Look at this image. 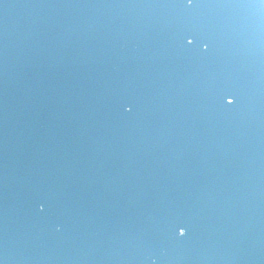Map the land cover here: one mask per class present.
<instances>
[{"label":"water","instance_id":"obj_1","mask_svg":"<svg viewBox=\"0 0 264 264\" xmlns=\"http://www.w3.org/2000/svg\"><path fill=\"white\" fill-rule=\"evenodd\" d=\"M142 2H162V0H145L140 1ZM102 10H106L105 8H101ZM130 9L134 14H130L131 18H134L139 21L138 27H140V23H146L142 27L141 30L143 31L144 36L147 38L153 37V36H159L158 32L153 31L150 29L153 25H158L160 23H164L166 19L173 16L175 13L171 10H163V9H145L141 8L139 12H136L135 8H128ZM107 11V10H106ZM223 10H208L203 15L207 16L210 13H221ZM41 16V14H39ZM111 15V14H110ZM219 22L222 24V19L219 18ZM49 25L47 20L42 17L41 23L38 24V26H41V24ZM149 27H148V26ZM104 29V25L100 23H96L90 33H88V36L81 41H79V52L76 57H74L73 60L70 59V54L66 51L68 50V46L70 44L69 38L73 34V29L69 28L68 30V36L66 38V41L61 44V47L59 50L54 49L52 52H47V48L42 49V55L45 57L49 56V63L50 68L47 67L45 70V79L42 80L45 84L51 85L53 89H56V86H61L62 88L66 89L68 92L76 91V93H93L95 95L105 93L106 89L109 88H123L128 86L130 83H136L137 85L141 86V79L144 76V69L142 66H138V64L132 65V70L136 73V77L133 78L131 76L130 68L123 64V62L118 57V49L121 50L122 53H127L128 49L124 48L127 46L128 43H131L130 38L125 39L120 42V46L116 47L114 49H110L109 51H91V41L92 36L95 35L96 31H100ZM165 29L164 31L167 32L165 26H160L158 28ZM223 31L226 32L227 28L225 26H222ZM230 30H234V37H231L228 35V38H226V35H223V39L225 44L223 43L222 39L220 42L219 48H224L225 50L221 51V59L222 63H229L232 61V63L235 65V73L233 75H229L230 80L234 83L235 86L239 85V82H241L240 77L241 74L238 72V66L236 65L235 59L236 57H239L241 54H246L248 51V46L244 45L243 50H240L241 47V39L240 36L237 35L238 28L236 25H232ZM101 34V33H99ZM145 40V39H144ZM37 42H40L39 40ZM68 43V44H67ZM163 40L160 42V46L162 47ZM35 47L41 48L40 43H35ZM141 45L145 47L144 51L147 50L146 43L143 42ZM251 46L255 47V50L257 51V57L260 53H262L264 48V38L262 41L258 44H252ZM84 50H87L84 52ZM227 50V51H226ZM157 53V51H156ZM253 53L252 50L249 51V55ZM235 54V55H233ZM73 56L75 54H72ZM136 60H139L138 58ZM195 61V60H194ZM245 65L243 66V70H246L247 73L251 71V67H253L257 62H254V59L247 56L246 59H244ZM118 64V65H117ZM197 64V63H196ZM71 65V66H70ZM117 65V66H116ZM189 66H192L194 69V72L192 71L188 78L186 74L180 75L177 78H173L172 73L168 69H158L157 73L165 74V78L169 80V83L171 84V87L177 86V87H185L188 90L184 92L183 95L186 96L187 102H186V108L187 112L190 110L189 106L192 104V106L198 108V110L203 107V102L205 100L204 94L198 90L197 87L193 86L194 83H199L195 79L196 70L199 67L198 64L195 68V63L190 60ZM228 66V65H224ZM250 66V67H249ZM153 70H156L157 67L152 66ZM223 66L221 65V68ZM202 69L208 73H210L209 69L207 67H202ZM228 68H222L223 71H226ZM260 69L264 71V55H263V62L262 65H260ZM164 71V72H163ZM227 73V72H225ZM12 73L8 74V76H11ZM264 77V76H262ZM257 77L253 80H250L252 86L258 85L259 87H255L254 89L247 91L245 93H241L242 102L246 101L250 107V114L246 115L241 112V108L238 106L237 109L230 114H225L224 119L215 118V114L218 112L211 110L210 107L206 106L204 103V108L199 111V113L196 116L191 117L190 119L186 120L187 115H185V122L188 124V127L193 131L192 133L186 132L187 135L189 134H198L205 133L208 138L210 139H204L200 140L199 148L196 152L191 150V145L189 138L186 139V141H179L178 144L174 141V139L171 136L179 137L177 135V131L179 129L176 127V125L172 126V128H169L168 126L165 127V130H169L164 133V135L169 136L165 140L167 143L170 141V148L169 150L166 149V144H158L161 148H163V152L160 155V157H163V155H166L165 153H170L171 158L169 162L174 164L176 166V170L168 172V174L172 173V177H175L173 173L178 174V177L180 181L178 183L173 182L171 186L173 189L167 190L166 193L170 195H175L176 190L182 186L187 185L189 189V194L191 198L194 200L196 197H200V195L203 197L205 196V193L202 192V186L207 187L208 184H212L215 186V190L219 196L220 206H217L216 198L213 200L209 199L203 204H200L193 208V211L199 213V216L201 218V225H204V228H199L197 230V234L204 237H199L197 239L194 237L193 242H188V244H191L193 246L194 252L198 253V257L204 256L203 258L207 260L208 264H223L219 258L218 254L226 258V260L233 262V264H264V229L256 230L253 228H249L246 233H244V227L245 225H249L248 217L252 216L253 212L255 211L254 206L261 204L260 200H255L253 203H249L248 199H238V202L236 199L229 200V196H232L233 194H236L237 191L234 189L232 191L231 184L234 181H237L238 176L235 172V170H230L229 168L234 169L235 165L230 164L227 165L225 163L220 162L222 157L221 154L224 153L227 150V147L218 146L216 147L215 144H218V141L215 137L221 138L222 134L225 132H229L230 134L235 133H243L248 141V147L249 150H245V153H243L244 158L246 155H250L253 158L257 159V168H259L258 161L263 160L264 161V126H261V129L258 128V118L260 114L264 117V78ZM248 78V77H246ZM185 79V80H184ZM243 82V80H242ZM243 84L245 86L248 85L247 81H244ZM60 87V88H61ZM147 90V86H141ZM21 92L19 94H16V89L11 88L8 84L2 83L0 85V94L3 96H9L12 94L16 97H22L21 99H32L33 92L29 88H19ZM55 91V90H53ZM245 91V89L243 90ZM148 96L150 97L149 91ZM263 96V97H261ZM261 97V98H260ZM246 98V99H244ZM210 102V98H209ZM200 107V108H199ZM0 114L5 115L9 112L5 111L4 113L1 112ZM155 111V110H153ZM169 112V105H163L162 106V113ZM31 113L28 112V115ZM159 113H152L150 117L154 119V122L158 123V121H162L161 117L158 115ZM150 117L145 116V119L149 122H152ZM217 119L220 121L222 125H224V131L222 133V129L216 130L214 128L213 120ZM191 121L195 126L191 125ZM173 124L174 121H173ZM241 126V128H240ZM181 129H184V127L180 126ZM90 130L93 132L95 130L92 125L89 126ZM222 128V127H221ZM164 130V131H165ZM211 130V131H210ZM257 131L258 133H255ZM118 132H124L123 136L115 137L119 139L116 141V145L121 147H125V150H127V144L129 143V134L125 131H118ZM117 133V132H116ZM7 134V133H5ZM169 134V135H168ZM162 136L165 137V136ZM200 139V138H199ZM76 140H79L80 145V152H75L74 155L68 156L65 160L69 167L61 170V162H62V156H31L28 159L22 158V159H15L16 162H19L20 165H18L17 173L19 174V181L17 182V186H20L22 188V185L25 187L26 180H30L34 176L32 175V169L38 168L40 166V162L44 164L43 169H39L36 176L41 177L45 181H54V183L58 186L63 187L65 191V195L69 197L71 200H73L76 196L79 195H85L86 200L90 201L92 198L93 200H102L105 198L104 201H108L109 205H112V201L116 198H118V195L120 193V189L118 188L115 193H112L108 196H105L103 193V186L99 185V187L96 189V191L91 195L88 194V187L95 185L97 181V177L95 176V170L100 166V163H104L107 160V155L103 156H94L92 153V148H85L83 146V141H88L89 139L83 137L79 139V137H76ZM263 146V147H262ZM97 146L95 145L94 148ZM122 147V148H123ZM237 148V147H236ZM240 148H238L239 150ZM41 151V150H39ZM24 151H22L23 153ZM85 152V155H79ZM165 152V153H164ZM216 155L215 158H209L204 157ZM169 155V154H168ZM240 153H236L233 158H235L237 161L239 158H242ZM7 162H13V159L10 157L9 151L6 152ZM0 172L5 170V154L0 155ZM162 158H159L155 162H160ZM27 162L34 163L35 165H27ZM144 162V161H142ZM243 162V161H241ZM239 163V161H238ZM253 163L256 164V160H253ZM138 164L137 159H134L133 162L130 161V169ZM11 168V167H6ZM158 168V167H157ZM156 168V170H157ZM256 168V169H257ZM53 169V173L50 172V170ZM161 169H164V166L161 167ZM12 170V168H11ZM14 170V169H13ZM153 171V169H151ZM16 171H14L16 173ZM216 171L220 174V176H216ZM245 171H253V168L251 165H244V163L239 164V173L243 176L245 174ZM156 173H161V171L157 172H149L151 176H153ZM78 176L81 177V180H84V185H81L80 183L73 182V177ZM122 180H124V177H126L125 174L122 175ZM153 177H157L154 175ZM13 178V177H12ZM117 177H114L116 179ZM109 179V178H108ZM106 177H102L101 181L108 180ZM157 179V178H154ZM152 177L151 180L146 184L147 186L150 184V182L155 181ZM4 179H2V182ZM86 182H89V184H86ZM140 182V179L135 177L130 172V189L133 191L132 194H137V192L134 190L135 186L138 185ZM7 183H9V186L7 189H11L12 192H15V190L12 188L15 186V183L13 180H8ZM143 185V184H141ZM1 186V185H0ZM22 191V190H21ZM27 192V191H26ZM91 192V191H90ZM246 192L245 188H241V194ZM4 195V192L3 194ZM28 194L24 193V198L22 199V207H19L20 210L14 209L16 216L18 217V221L16 220V223H12L11 220L7 219V224H9L12 229L18 230V234L21 235L24 231L26 234H28V239L36 242V247L38 251H44L46 250L47 243L45 245H40L38 241H47L51 240L53 237L56 236L57 239L62 238L64 239L65 235L68 233L67 228H77L78 223L76 221H71L70 223H66V225H63L62 227L59 226V230H57V221L53 217H48L47 219H44L46 222V226H48V229H44L43 226H40L38 224L37 226L31 223V220H36L39 218L40 214L35 211L34 208H32L30 205L25 207V204L29 202L27 200ZM112 200V201H111ZM177 200H179L177 198ZM91 202V201H90ZM89 202V203H90ZM103 202V201H102ZM101 202V203H102ZM1 203V202H0ZM88 203V204H89ZM87 204V206H88ZM253 208V210H252ZM261 208V206L259 207ZM110 208H107L108 210ZM12 210V209H11ZM94 210L98 214L97 216L91 215L92 220L95 221L96 218L99 216L106 217L111 220V223L107 225L106 227L100 228V227H92L93 223H90L88 228L86 229V232H88V238L84 239L79 244H76L77 246H74V249L66 250V252L70 255H73L75 257V263L73 264H92L88 258L83 257V253L85 250L93 249L95 251L99 252H108V248L111 246V238H112V228L117 227L122 232H130V219L127 220L124 216L122 218H118L117 215L113 213V210L110 209L109 215H106L104 212L102 206H100L97 202L96 205H94ZM220 210V211H219ZM252 210V213H251ZM13 211V210H12ZM221 212V213H220ZM248 212V216L245 215V213ZM73 213V209H70L69 205L64 204V215H71ZM81 215L84 216V220H87L88 214L85 212L84 209L81 210ZM255 219H258L257 223H255L256 228L261 227L260 220H264V210L261 211V213H258L255 211L254 213ZM50 218H53L54 223L52 226H50L51 221L48 220ZM99 219V218H98ZM0 220H2L0 218ZM48 220V221H47ZM3 221V220H2ZM50 222V223H49ZM68 222V221H67ZM56 225V226H55ZM159 225V223H158ZM200 227V226H199ZM227 229L228 235L225 233ZM1 232V231H0ZM2 233V232H1ZM255 234H258V242L255 243V238L251 237ZM158 235V234H157ZM156 235V236H157ZM228 240H230L228 242ZM53 242V241H52ZM226 242L229 243L227 245L228 250L230 254H225L222 251H220V247L225 245ZM201 243L203 244H210L209 247L204 246L207 248V252L200 253L204 247L201 246ZM63 249L60 254L65 255ZM81 254V255H80ZM120 255L124 256L123 253H119ZM205 260V261H206Z\"/></svg>","mask_w":264,"mask_h":264},{"label":"snow or ice","instance_id":"obj_2","mask_svg":"<svg viewBox=\"0 0 264 264\" xmlns=\"http://www.w3.org/2000/svg\"><path fill=\"white\" fill-rule=\"evenodd\" d=\"M27 7L145 8L173 11L175 14L164 21L170 51L174 55L182 54V59L198 61L200 65L210 70L204 90V103L214 111L225 114L234 112L241 104L242 97L221 68L219 47L222 25L218 20L202 13L208 10H256L259 27L264 34V0H162V2L147 3L31 4ZM4 37L6 40V20ZM148 102V92L136 83H130L123 88L106 89L103 96L107 113L121 123L134 122L136 117L145 111ZM6 167L5 150V196L3 230L2 238H0V264H9ZM165 190H168L166 177L161 176L150 182L145 189L140 210L146 211L155 223L162 224L178 243L191 240L193 233L201 224L199 213L193 211L192 204L188 200L181 202L175 198L161 199V193ZM28 196L30 206L40 214V219L61 215L64 212V189L55 183L38 182L30 188Z\"/></svg>","mask_w":264,"mask_h":264},{"label":"clouds","instance_id":"obj_3","mask_svg":"<svg viewBox=\"0 0 264 264\" xmlns=\"http://www.w3.org/2000/svg\"><path fill=\"white\" fill-rule=\"evenodd\" d=\"M57 230H59V225H57ZM7 257H8V260H9L10 259L9 248L7 249Z\"/></svg>","mask_w":264,"mask_h":264}]
</instances>
